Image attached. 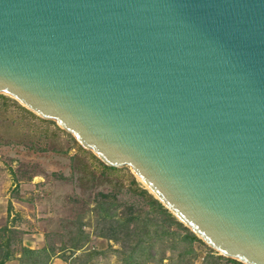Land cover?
<instances>
[{
    "label": "water",
    "instance_id": "95a60500",
    "mask_svg": "<svg viewBox=\"0 0 264 264\" xmlns=\"http://www.w3.org/2000/svg\"><path fill=\"white\" fill-rule=\"evenodd\" d=\"M0 94L264 264V0H0Z\"/></svg>",
    "mask_w": 264,
    "mask_h": 264
},
{
    "label": "rangeland",
    "instance_id": "374dc122",
    "mask_svg": "<svg viewBox=\"0 0 264 264\" xmlns=\"http://www.w3.org/2000/svg\"><path fill=\"white\" fill-rule=\"evenodd\" d=\"M19 105L7 95L0 96V227L11 224L33 232L31 238L21 237L34 240L37 248L53 246L56 254L48 264H68L63 259L78 229L82 233L76 240L81 247L74 251L73 263L91 253L87 264H126L137 234H115L107 220L101 222L97 204L106 199L118 216H135L141 227L149 228L151 236L144 237L148 239L146 252L138 248L133 264H184L185 258L188 262L190 254L179 262L183 242L170 232L174 228L168 227L162 215L151 211L139 192L144 185L129 167L103 170L97 157L71 134ZM162 231L163 243H155L153 235ZM165 245H173V252ZM194 251L191 264L207 263L204 257L213 253L198 244ZM162 255L167 258L159 262Z\"/></svg>",
    "mask_w": 264,
    "mask_h": 264
},
{
    "label": "trees",
    "instance_id": "16d2710c",
    "mask_svg": "<svg viewBox=\"0 0 264 264\" xmlns=\"http://www.w3.org/2000/svg\"><path fill=\"white\" fill-rule=\"evenodd\" d=\"M0 96L2 97L3 95L0 94ZM22 108L30 112V114L32 115L34 114L25 107ZM50 122L54 123L51 120ZM97 161L102 166L103 170L116 168L105 165L98 158ZM82 169L84 170V167H82ZM92 178L94 179L95 177L93 176ZM80 179L83 180V178L81 177ZM139 192L147 202V205L150 207L151 211H154L159 215H162L165 221L167 222L168 227L174 228V230L170 232L173 235H177V237H179L180 240L183 242L182 244L183 249L180 251V254L178 255L179 262H182L183 257H185L187 254H190V259L188 260V262H186V258H185L184 264H191L190 262L191 259L196 256V253L194 251V244H198L206 248H209L200 238H198L193 232H191L180 221H178L157 199H155L150 193H148L146 189L140 188ZM105 200L106 199L100 201L97 204V207L99 208L98 216L101 218L100 219L101 222L107 220V222L109 223L108 226L109 230H111V232L115 234L119 233L120 231H123L125 237H132L133 235L137 234L135 242L130 247L126 258V264H133L136 262L134 259H132L133 254L138 250V248H140L141 250L145 248V252H146L148 239L144 237L151 236V234L149 233V228L147 226L141 227L140 223L137 222L135 216H130L125 219H123L121 216H118L116 214L117 212L115 211V207L112 205L113 203L107 202ZM78 231L79 233H82L80 229H78ZM21 234L24 235L25 231H21L20 229H18L17 227L11 224L9 225L5 224L0 227V264H7L12 260H18L19 264H48L52 256L56 254L55 248L53 246H48L47 244L41 248H30L28 246H25L22 243ZM164 234L165 231H162L160 233H155L153 235L155 238L154 242L163 243ZM50 235H52V233L49 234V236ZM77 235H74L71 238L70 245L68 246L69 253L66 255V257H64L63 260L68 264H87L91 253H87L86 255H84V258L82 260L75 261V263H73L72 261L73 258H75L73 256L74 251L80 249L81 247V245H78L77 243L78 241L76 240ZM109 236L110 239L112 238H114L115 240L117 239L115 235H109ZM165 247H167V249H169L171 253L174 250L173 245H171L170 247L169 245H165ZM209 250L213 253L205 256L204 260L207 263H202V264H243L235 259H231L219 255L210 248ZM166 258L167 257L162 255L158 261L162 262ZM169 260H171L170 257Z\"/></svg>",
    "mask_w": 264,
    "mask_h": 264
},
{
    "label": "crops",
    "instance_id": "0c3cea01",
    "mask_svg": "<svg viewBox=\"0 0 264 264\" xmlns=\"http://www.w3.org/2000/svg\"><path fill=\"white\" fill-rule=\"evenodd\" d=\"M10 217H11V216H10ZM24 235H26V236H30V238H31V236H34V233H33V232L30 233V232L27 230V231H25V234H24ZM22 243H23V245L28 246V247H30V248H37V247L34 246L35 241L32 240V239L24 238V239L22 240ZM54 263H56V261H54L53 264H54Z\"/></svg>",
    "mask_w": 264,
    "mask_h": 264
}]
</instances>
